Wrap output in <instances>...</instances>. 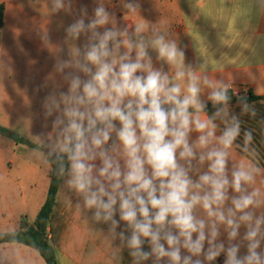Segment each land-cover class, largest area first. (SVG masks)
Here are the masks:
<instances>
[{
	"label": "clouds",
	"instance_id": "9594fccd",
	"mask_svg": "<svg viewBox=\"0 0 264 264\" xmlns=\"http://www.w3.org/2000/svg\"><path fill=\"white\" fill-rule=\"evenodd\" d=\"M123 8L124 25L104 0L91 17L79 9L65 29L67 58L42 33L55 54L42 107L45 119L55 118L33 137L36 150L131 264H213L221 254L224 264H264V168L250 133L245 147L238 143L232 83L215 78L206 60L186 64L167 27L140 17L138 0H123ZM72 10L73 0H51L48 9ZM254 114L242 101L240 115ZM236 150L247 162L234 159Z\"/></svg>",
	"mask_w": 264,
	"mask_h": 264
},
{
	"label": "crops",
	"instance_id": "0c3cea01",
	"mask_svg": "<svg viewBox=\"0 0 264 264\" xmlns=\"http://www.w3.org/2000/svg\"><path fill=\"white\" fill-rule=\"evenodd\" d=\"M99 0H73L71 13H51V0H0L4 23L0 26V233L29 226L48 199L52 165L37 151L34 136L51 130L42 102L52 91L55 54L41 39L48 32L50 43L64 48L65 29L78 18L79 9L88 15ZM139 15L150 24L167 27L185 52V63L198 67L205 60L217 79L229 81L235 95L252 90L264 96V5L261 0H138ZM120 25L130 23L123 0H104ZM137 17V19H141ZM85 37L76 43L83 45ZM153 63L160 67L156 53ZM165 71L168 66L164 65ZM57 82L60 77L55 75ZM47 85V86H46ZM64 91L67 86L63 87ZM210 103V102H209ZM11 134L19 136L15 141ZM29 141L36 147L27 144ZM234 159L247 162L239 151ZM264 168V166H261ZM91 213L76 208V198L63 186L58 189L47 235L57 264H131L127 249L107 237L108 226L96 224ZM118 219V217H117ZM120 228H124L121 223ZM120 229H118L119 231ZM244 229H241L243 233ZM225 240L226 237L222 236ZM144 250L149 251L147 243ZM246 249H241L244 254ZM221 254L216 261H223ZM0 264H47L38 250L20 243L0 244ZM145 264H152L146 261Z\"/></svg>",
	"mask_w": 264,
	"mask_h": 264
},
{
	"label": "trees",
	"instance_id": "16d2710c",
	"mask_svg": "<svg viewBox=\"0 0 264 264\" xmlns=\"http://www.w3.org/2000/svg\"><path fill=\"white\" fill-rule=\"evenodd\" d=\"M4 6L0 5V26L4 23ZM231 97L230 106L241 104L246 102L248 105L260 104L264 108V96H257L252 90H247L244 96L235 95L229 91ZM207 111L211 114L214 109L211 103H208ZM253 116L245 117L246 123H243V128H254L257 133L251 138L254 141L252 146L254 147L256 154H253L256 162L264 166V110L255 111ZM250 132V131H248ZM0 134L8 136L10 132L0 127ZM28 145L36 147L29 141H26ZM243 148L244 146L238 141ZM55 165H52L51 173V185L48 193V199L41 209L34 226H29L27 219L24 217L21 221V229L19 231L0 233V244L1 243H20L32 247L39 251L41 256L44 258L47 264H57L55 250L52 243L48 239L47 228L49 226L50 216L55 205V198L59 187L63 183L62 179L58 178L54 172Z\"/></svg>",
	"mask_w": 264,
	"mask_h": 264
},
{
	"label": "rangeland",
	"instance_id": "374dc122",
	"mask_svg": "<svg viewBox=\"0 0 264 264\" xmlns=\"http://www.w3.org/2000/svg\"><path fill=\"white\" fill-rule=\"evenodd\" d=\"M169 32H172V29ZM238 95L244 96L245 92H240ZM250 106H252L254 108V112L255 111H263L264 110V108L262 106H260V104H251ZM231 109L236 115L240 116V119H241V122H242V124H241L242 135H241V137H240V139L238 141L245 147L246 145H245V140H244V133H250L251 136H253L254 133L255 134L257 133V131L254 128H248L249 130H247V127L243 128V125H244L243 123H246V120H244V118L248 117L249 115H240V113H241V104L233 105V106H231ZM248 131H250V132H248ZM252 144H254V141L251 138L250 147L252 149V154H256V151H255L254 147L252 146ZM262 249H264V244H262Z\"/></svg>",
	"mask_w": 264,
	"mask_h": 264
},
{
	"label": "water",
	"instance_id": "95a60500",
	"mask_svg": "<svg viewBox=\"0 0 264 264\" xmlns=\"http://www.w3.org/2000/svg\"><path fill=\"white\" fill-rule=\"evenodd\" d=\"M11 138L14 139L15 141L19 140V136L16 134H11Z\"/></svg>",
	"mask_w": 264,
	"mask_h": 264
},
{
	"label": "built area",
	"instance_id": "2783aa9c",
	"mask_svg": "<svg viewBox=\"0 0 264 264\" xmlns=\"http://www.w3.org/2000/svg\"><path fill=\"white\" fill-rule=\"evenodd\" d=\"M230 91L232 92V93H234V90H233V88L232 89H230ZM235 94V93H234ZM215 264H223V261H217V262H215Z\"/></svg>",
	"mask_w": 264,
	"mask_h": 264
}]
</instances>
